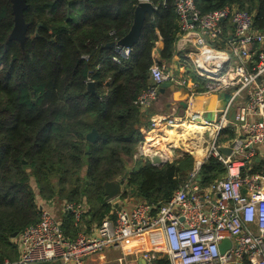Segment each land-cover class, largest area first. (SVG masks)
Listing matches in <instances>:
<instances>
[{"label":"trees","instance_id":"obj_1","mask_svg":"<svg viewBox=\"0 0 264 264\" xmlns=\"http://www.w3.org/2000/svg\"><path fill=\"white\" fill-rule=\"evenodd\" d=\"M150 1L156 9L131 55L117 63L112 59L117 50L108 44L130 31L140 0H25L23 38L14 30L13 0H0V264L19 258L12 235L36 223L40 204L52 208L57 194L86 205L79 220L67 213L63 222L65 236L75 239L84 227L88 232L115 218L105 182L121 179L122 198L158 204L194 168L190 153H170L161 166L150 161L129 166L147 132L145 112L135 101L151 85L154 48L162 41L160 56L170 61L180 35L175 0ZM197 5L203 13L246 9L255 29L264 32V0H197ZM93 130L98 137L91 141L87 135ZM233 136L226 129L219 143ZM262 168L258 163L253 171ZM200 175L208 186L226 175V167L209 156Z\"/></svg>","mask_w":264,"mask_h":264},{"label":"built area","instance_id":"obj_2","mask_svg":"<svg viewBox=\"0 0 264 264\" xmlns=\"http://www.w3.org/2000/svg\"><path fill=\"white\" fill-rule=\"evenodd\" d=\"M175 10L180 50L198 78L191 79L187 71L178 74L156 59L150 70L151 85L135 103L142 109L150 107L167 82L187 89L190 103L200 94L230 88L233 101L243 97L232 120L227 117L228 109L214 122L194 112L189 120L212 131L206 158L213 156L223 163L226 175L203 186L200 169L206 158H200L169 200L119 206L115 218L104 219L95 234L83 231L75 239L65 236L54 209L41 203L39 220L19 233V258L16 262L5 259L3 264H90L93 256L109 249L122 251L129 239L153 234L159 246L141 252L146 264H264V169L253 171L264 163V152H260L264 150V32L255 29L251 12L235 6L203 13L197 0H175ZM189 45L192 49L186 51ZM131 52L132 48H123L112 59L119 63ZM183 120L181 116H153L133 159L152 163L159 156L166 162L169 156L150 152L146 138L157 132L163 139L187 123ZM230 127L232 152L224 154L218 137ZM64 208L77 220L86 211L85 204L74 201L66 202ZM224 240L230 245L222 252ZM138 259L139 254L134 260L122 254L118 260L139 264Z\"/></svg>","mask_w":264,"mask_h":264},{"label":"crops","instance_id":"obj_3","mask_svg":"<svg viewBox=\"0 0 264 264\" xmlns=\"http://www.w3.org/2000/svg\"><path fill=\"white\" fill-rule=\"evenodd\" d=\"M181 44L182 42H180V40H178L177 44H176V51L177 53L180 51L181 52ZM163 43L162 41H158L156 43V46L154 48V52H155V57L157 59V61H161L162 63H165V60H163L160 56V51L159 49L162 48ZM188 47H192V45H189ZM186 48V51L190 50L189 48ZM184 53H180L179 55H175V57L172 59V68H174V71L178 74L184 73L185 71H187L190 75V66L189 64H191L189 61H187V58L184 56ZM177 56V57H176ZM192 65V64H191ZM191 77V75H190ZM198 78L197 74L195 73V77H191V79H196ZM174 87L172 86L171 88H167L164 93H160L159 96L157 97V99L152 103V105L148 108H141V110L143 112H145V123L147 124L145 126L146 130H148L149 126H150V121L153 118V116L155 115H159V114H166L169 116H174V115H179L182 117V119H186L187 120V125L183 126L182 129L183 132H179L178 133V129H176L174 131V134L172 136V140L169 141L168 137L169 135H166L162 138H158V134L157 132H154L152 134L151 138H146L147 139V143H149V148L148 150L150 152H159L162 154V156L166 157L169 156V154L171 153L172 155L174 154L173 152H188L185 148H182L180 146V144L182 143V141L184 140H194L196 138L199 137L198 134H201L203 132V128L202 126H200L197 123H190L188 120H190V116L192 115V112L194 113H201L204 114L206 112H209L211 110H213L211 107L213 106L215 108L216 111H219V115H217V118L221 117L222 113L228 109V119L232 120L235 117V114L237 112V108L238 105L243 101V97L241 98H237L235 101H233L232 99V95H233V90L230 88L228 90H224L221 92H211L209 94H200L198 96H196L195 98H193L191 100V103L189 101V92L187 89H182L181 93H177L178 95L181 96V99H179V103L181 106V111L176 113V110L173 106V101L174 98L171 97L170 98V93L173 90L174 91ZM230 93L231 94V99L229 101L228 106H224L223 102H224V98H220V96L223 93ZM226 107V108H225ZM227 129H232L227 128ZM224 132L225 130L221 133V137L224 136ZM220 136V135H219ZM233 138V137H232ZM184 139V140H183ZM221 139V138H220ZM232 139L231 138H225V140H221L220 144L223 145L222 147L228 148L231 147L230 146V141ZM211 142V140H210ZM218 142H219V137H218ZM209 147H210V143L208 146V149L205 150L204 152H209ZM190 152H198L197 150H193ZM260 152H264V150H261ZM175 155V154H174ZM202 159L203 157H199V159ZM142 163V161H136L133 159V161L131 160L129 162V166L130 168H134L137 163ZM120 195L117 196L114 199L111 200H107L109 202H111L113 204V207L115 206V209L118 206H121L122 204H125V199H120ZM127 207L130 208L132 206H134L138 201H140L136 196L134 195H130L127 198ZM55 206V204L52 206V208ZM55 211V208H53ZM63 213L67 215L65 208H63ZM62 226H63V222H62ZM99 225H92L91 229H89L88 233L91 234H95L97 232ZM85 229H87V227H84L82 230H80V233L85 231ZM88 230V229H87ZM157 239V235L153 234L148 236L147 238H132L129 239L126 244L124 249L122 250V254H125L129 259L134 260V258H136V256L139 254V259L138 261L141 260L140 254L143 250L147 249V248H153L156 246H159V242L156 240ZM17 250H18V256L20 255V242H19V238L17 236ZM113 249H109L106 252H109ZM114 251V250H113ZM106 257L105 253L97 255V257ZM96 256L91 257L88 261L90 264H96L94 262L95 258H97ZM16 262V261H15Z\"/></svg>","mask_w":264,"mask_h":264},{"label":"water","instance_id":"obj_4","mask_svg":"<svg viewBox=\"0 0 264 264\" xmlns=\"http://www.w3.org/2000/svg\"><path fill=\"white\" fill-rule=\"evenodd\" d=\"M13 4H14L15 16H16V25H15L14 30H15V33L20 38L21 37L23 38L27 31V27H28L24 19V11L26 9V2L25 0H13ZM155 9L156 8L151 1L139 2L135 10L134 21H133L130 31L118 41L110 42L108 46L115 47L116 50L119 52L123 48H126V47L133 48L135 44L138 42V40L140 39L147 16H152ZM89 87L92 90H94L95 89L94 82H90ZM171 87H172L171 83H168V82L163 83L160 87V93H164V91L167 88H171ZM222 97L225 99L223 102V105L227 107L231 99V94L226 92L220 96V98ZM211 108L213 110L206 112L204 114V117L207 120L214 122L217 120V115H219L220 112L216 111L213 106ZM97 137L98 135L95 130H93L91 133L87 135V138L91 141L96 140ZM220 149L224 154H230L232 152L231 147H228V148L221 147ZM164 163L165 162L159 156H156L153 158L152 164L154 166L163 165ZM104 190H105L107 200L116 198L122 193V190H123V184H122L121 179H116V180L105 182ZM243 191H246V189H244ZM18 233L19 232H15L12 236L17 237ZM229 245H230V242L228 240H224L222 244L220 245L221 251L224 252ZM139 264H146V262L143 258H141V260L139 261Z\"/></svg>","mask_w":264,"mask_h":264},{"label":"rangeland","instance_id":"obj_5","mask_svg":"<svg viewBox=\"0 0 264 264\" xmlns=\"http://www.w3.org/2000/svg\"><path fill=\"white\" fill-rule=\"evenodd\" d=\"M188 48L192 49V47H188ZM180 53H183V52L179 51L177 53V51H176V53L174 54V57L176 54L179 55ZM165 64L169 69H174V68H172V60H170V61L165 60ZM189 66L191 68V70H190L191 77H195L196 71H195L194 67L191 64H189ZM181 90L182 89L180 87H174V91L172 90L170 93V98L171 97L174 98L173 106L176 110V113L180 112L182 109L180 106V103H179V99H181V96L177 94V93H181ZM174 116L180 117L179 115H174ZM183 122L185 123V119L183 120ZM182 128H183L182 124H179V126H177L175 129H178L179 130L178 133H179V132H183L184 129H182ZM211 133H212V131H209L208 129H203V132L201 134H198L199 135L198 138H196L194 140H184L183 139L184 141H182L180 146L182 148H185L188 152H173V153L174 154L190 153V154L194 155L195 162H197L199 160V157L206 158L208 152H204V151L208 149V146H209V143L211 140V136H212ZM193 150L194 151L197 150L198 152H190ZM31 184L34 188L36 187L35 181L33 179L31 181ZM42 198L43 197L40 196L38 200H43L44 198L43 199ZM126 198L120 197V199H125V204H122L121 206H127V199ZM54 199H55V201H54L55 206L53 208H55V213H56L57 217L59 218V221L62 223V222H64V219L66 217V214L63 213V208H64L65 203L68 202L69 200L64 199L59 194L55 195ZM78 203H80V202H78ZM18 238H19V234H18ZM106 251H105L106 257H104V256L103 257H97L96 256L97 258H95V260H94V262L96 264H121L118 260L119 257L122 256L121 250H116V251L111 250L109 252H106Z\"/></svg>","mask_w":264,"mask_h":264},{"label":"bare ground","instance_id":"obj_6","mask_svg":"<svg viewBox=\"0 0 264 264\" xmlns=\"http://www.w3.org/2000/svg\"><path fill=\"white\" fill-rule=\"evenodd\" d=\"M191 123H197V122L192 121ZM185 125H187V124H182V126H185ZM202 127H203V126H202ZM175 130H176V129H175ZM175 130H172V131L170 132V135H169V137H168V140H169V141L172 140V136H173Z\"/></svg>","mask_w":264,"mask_h":264}]
</instances>
